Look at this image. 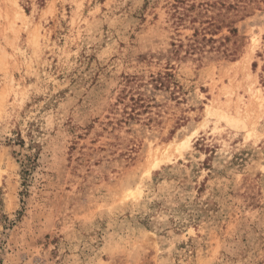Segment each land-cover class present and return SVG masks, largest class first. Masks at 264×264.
Listing matches in <instances>:
<instances>
[{
  "label": "rangeland",
  "instance_id": "obj_1",
  "mask_svg": "<svg viewBox=\"0 0 264 264\" xmlns=\"http://www.w3.org/2000/svg\"><path fill=\"white\" fill-rule=\"evenodd\" d=\"M193 1L0 0V264H264V0Z\"/></svg>",
  "mask_w": 264,
  "mask_h": 264
},
{
  "label": "trees",
  "instance_id": "obj_2",
  "mask_svg": "<svg viewBox=\"0 0 264 264\" xmlns=\"http://www.w3.org/2000/svg\"><path fill=\"white\" fill-rule=\"evenodd\" d=\"M206 5H210L206 3ZM197 5L195 2H191V0H176V3L173 4V8L175 10V14L177 16L178 22H181L189 15V13L196 8ZM182 8V11L181 9ZM208 9V8H207ZM192 22H196V17H192ZM211 24L210 21H207ZM209 27H204L202 31L199 29L195 30L194 33V40L192 43L189 44V49L193 50L194 52L199 49L200 40H206V34L208 33ZM203 35L201 39L199 36ZM173 77V74L170 72H165V74L159 73L157 75L152 74L149 80H145V78L140 76H131L127 78L125 87L121 90L117 102L114 104V107L119 110L120 105H123L124 109V118L126 119H135L140 112L137 111L139 108H148L149 104L148 98L152 97L151 95H146L145 91L141 90L142 87H149L152 86L153 89H162V87H168L170 81ZM149 89V88H146ZM153 101L156 102L155 99Z\"/></svg>",
  "mask_w": 264,
  "mask_h": 264
},
{
  "label": "bare ground",
  "instance_id": "obj_3",
  "mask_svg": "<svg viewBox=\"0 0 264 264\" xmlns=\"http://www.w3.org/2000/svg\"><path fill=\"white\" fill-rule=\"evenodd\" d=\"M185 144V143H184ZM182 145V144H181Z\"/></svg>",
  "mask_w": 264,
  "mask_h": 264
}]
</instances>
